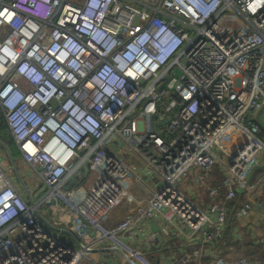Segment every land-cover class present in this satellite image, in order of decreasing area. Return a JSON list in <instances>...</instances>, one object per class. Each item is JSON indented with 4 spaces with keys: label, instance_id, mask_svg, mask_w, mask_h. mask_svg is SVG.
I'll return each mask as SVG.
<instances>
[{
    "label": "built area",
    "instance_id": "obj_1",
    "mask_svg": "<svg viewBox=\"0 0 264 264\" xmlns=\"http://www.w3.org/2000/svg\"><path fill=\"white\" fill-rule=\"evenodd\" d=\"M0 112L46 188L29 204L0 165V264H97L92 250L108 239L127 264H150L115 235L157 218L162 231L197 240L178 260L186 264L224 234L239 193L242 213L261 204L247 174L264 162V0H0ZM217 168L208 196L220 201L199 205L180 188ZM135 184L148 195L137 200ZM124 200L137 207L105 230L101 220ZM58 202L72 218L51 223L80 246L35 215ZM144 238L139 230L138 244L154 245Z\"/></svg>",
    "mask_w": 264,
    "mask_h": 264
},
{
    "label": "crops",
    "instance_id": "obj_2",
    "mask_svg": "<svg viewBox=\"0 0 264 264\" xmlns=\"http://www.w3.org/2000/svg\"><path fill=\"white\" fill-rule=\"evenodd\" d=\"M7 131L10 134L8 128ZM15 148L17 149L16 145ZM122 155L125 158L130 157V155L127 152H124ZM19 160L23 164H25L21 160L20 156H19ZM135 161H137V159L133 157L129 158L128 162L130 164V167L134 171L138 172L140 175H143L142 178L145 181L147 177L144 175L145 173L141 171L139 162L137 161L136 164ZM0 165L6 171L8 177H9L8 173L10 172L14 173L10 163L9 166L7 167L6 166L7 164L5 165L2 161H0ZM25 165L28 167L27 169L28 174H30L31 171L34 172L27 164ZM222 173H223L222 170L217 168L213 171L210 177L205 179H199L193 177L192 175H187L186 177L180 180L179 186L185 192V194L196 204L204 206L210 202H218L221 199L220 195L209 197L208 187L214 183L219 185L222 179ZM21 177L24 181L22 174ZM247 180L250 183L256 184V191L254 197L255 195L257 197H260L261 204L259 206L250 209L245 213H242L241 207L243 203L247 202V196L245 193H239L237 195L236 201H231L227 204L228 207L227 226L224 234L221 235L219 238H217L213 243L204 246L202 249L201 256L199 258H192L186 264H215L216 262H222L223 264H240L241 257L247 254L253 256L254 264H264V241H261V238L264 237V162H262L261 157H258L255 160L252 166V170L250 171L249 175L247 174ZM10 181L12 182L11 179ZM17 182H18L17 185H15L14 182L12 183L15 186L16 190L22 195V197L25 200H27V197L20 182L18 180ZM146 182H148L149 186L154 187V183L152 182V180L145 181L144 183ZM24 183L31 197L33 198V193H34L33 188L30 187L27 184V182L24 181ZM130 191L137 200L144 198L148 195V192L140 184H135L134 186H132ZM50 206L53 205L42 203V205L38 207V210L41 213V215L45 217L49 222L52 223L58 222L59 225H61L62 224L61 222H68L69 218H72V215L69 213L68 208L65 205H62V206H57L58 208H56V209L60 208L63 211L61 216L59 217L61 219L60 220H57V218L51 219V216L49 215V210L51 209ZM136 207H137V202L124 200L117 207L113 208L101 220L100 223L105 230L110 231L117 226L116 223L118 222L120 223L126 216L132 213ZM151 224H155L157 230L156 229L152 230ZM138 225H140L141 227H137L130 230L128 237H125L123 234H117L115 235V239L119 240L122 244L125 243L131 246L132 248L140 249L144 253V257L150 264H176V263L178 264L177 260H179L178 258H180L183 254L190 253L196 248L200 247L197 240H194L192 242H186L185 240L182 239L181 236H179L174 232L162 231L163 225L160 219L158 218L143 220ZM139 230L144 231V235H145L144 241H147L148 235L150 237L153 236L154 245L148 246L146 242L145 245H139L137 242ZM61 237L63 238L64 235H62ZM112 245H115L113 241L112 243L111 242L107 243L106 241V243L104 244L105 247ZM93 252L96 253V257H94V255L92 254L91 259L97 264H117V263L127 264L125 258H123L120 254L119 256H121L122 260L121 259L117 260L116 258L112 259L109 256L108 260L103 263V257H105L106 254L108 255L110 253H113L114 251L111 252L93 251Z\"/></svg>",
    "mask_w": 264,
    "mask_h": 264
},
{
    "label": "rangeland",
    "instance_id": "obj_3",
    "mask_svg": "<svg viewBox=\"0 0 264 264\" xmlns=\"http://www.w3.org/2000/svg\"><path fill=\"white\" fill-rule=\"evenodd\" d=\"M117 151L118 152H122V154L124 153V145H122V144H120L119 146H117ZM12 151V150H11ZM12 154H14L13 156H14V158H15V162H16V164H17V166H18V168H19V171H20V173L22 174V176H23V178H24V181L25 182H27V184L30 186V187H32L33 188V190H34V193H33V198H34V200L35 201H37L38 200V197H37V195H38V193L41 191V190H43L44 189V186L40 183V181H39V179L36 177V175H35V173L34 172H32L31 171V173L30 174H28L27 173V169H28V167L25 165V164H23L20 160H19V152H18V150L16 149V148H13V152H12ZM124 157V156H123ZM130 157H132V156H130ZM125 158V157H124ZM126 159V158H125ZM0 161H2L7 167L9 166V163H8V160L6 159V155H5V152H4V150L0 147ZM135 163L137 164V161H135ZM9 174V177H10V179L12 180V182H14L15 183V185H17V180H16V177H15V175H14V173L13 172H10V173H8ZM92 173L89 171V170H87L86 171V175H85V179H84V181H91L92 180ZM141 177H143V175H141ZM90 181L89 182H87L86 184H88V183H90ZM154 181V180H153ZM42 205V204H41ZM62 205H64L63 203H61V202H58V205L57 206H62ZM57 206H50L51 207V209L49 210V215L51 216V219L52 218H57V220H60L61 218H59L60 216H61V214H62V209H56V208H58ZM123 216V215H122ZM71 220V218H69V221ZM52 221V220H51ZM69 221L68 222H61L62 224V226H64V225H67L68 223H69ZM57 224H59L58 222H56ZM119 223V222H118ZM118 223H116V224H118ZM128 235H129V232H127L126 233V235H125V237H128ZM66 235H64V238H66L65 237ZM109 242H111L112 243V240L111 239H109L108 240ZM107 241V243H109ZM71 244L73 245V246H75L72 242H71ZM127 247H129V248H131V249H135V248H132L131 246H127ZM137 250H139L143 255H144V253L140 250V249H137ZM92 254L94 255V257H96V253L95 252H93V253H91V255H90V257L92 256ZM99 254V253H98ZM111 257L112 259L113 258H116L117 260L118 259H121L122 260V258H121V256H119V254L117 253V252H113V253H110V254H106L105 255V257H103V263L104 262H106L107 260H108V257ZM86 259L87 258H81L80 259V261L78 262V264H87V262H86ZM179 259V258H178ZM178 261V260H177ZM118 264V263H117Z\"/></svg>",
    "mask_w": 264,
    "mask_h": 264
},
{
    "label": "water",
    "instance_id": "obj_4",
    "mask_svg": "<svg viewBox=\"0 0 264 264\" xmlns=\"http://www.w3.org/2000/svg\"><path fill=\"white\" fill-rule=\"evenodd\" d=\"M0 147L5 151L6 153V157L14 171V174L17 178V180L20 182L24 192H25V195L27 197V201L29 204H35V201L34 199L31 197L22 177H21V174L19 172V169L17 167V164L15 162V158L12 154V151L10 149V147L5 144L2 140H0ZM83 174H84V169L81 168L78 170V181H76L75 178L71 177L69 178L68 182L63 185L61 187L62 190H65L67 189L69 186L73 185V184H76L78 183L79 181L82 180L83 178ZM46 191V188H44L43 190H41L38 194V198H40L44 192ZM54 203V201L52 202ZM35 212V215L37 216L38 220L46 227H48L50 230L52 231H55V232H59L61 234H65L66 236H68L70 238V240L76 245V246H80V243H79V240L76 238V236L70 231V230H67L65 228H61V227H58V226H55L54 224H52L51 222H49L45 217H43L41 215V213L39 212L38 209H35L34 210ZM151 228L152 230H157V228L155 227V224H151ZM92 251H99V252H111V251H114V252H117L118 254H120L123 258L126 259V254L117 246H108V247H104V248H96V249H93Z\"/></svg>",
    "mask_w": 264,
    "mask_h": 264
},
{
    "label": "trees",
    "instance_id": "obj_5",
    "mask_svg": "<svg viewBox=\"0 0 264 264\" xmlns=\"http://www.w3.org/2000/svg\"><path fill=\"white\" fill-rule=\"evenodd\" d=\"M0 140H2L5 144H7L13 152V148H15L14 141L7 131L6 124L1 112H0ZM75 179L76 181H78V177Z\"/></svg>",
    "mask_w": 264,
    "mask_h": 264
},
{
    "label": "bare ground",
    "instance_id": "obj_6",
    "mask_svg": "<svg viewBox=\"0 0 264 264\" xmlns=\"http://www.w3.org/2000/svg\"><path fill=\"white\" fill-rule=\"evenodd\" d=\"M124 152H126V151L124 150Z\"/></svg>",
    "mask_w": 264,
    "mask_h": 264
}]
</instances>
